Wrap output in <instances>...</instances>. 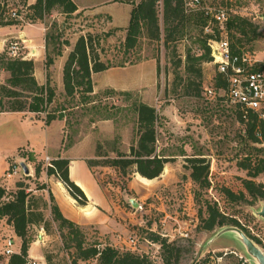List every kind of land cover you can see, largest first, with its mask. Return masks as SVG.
Segmentation results:
<instances>
[{"label": "rangeland", "instance_id": "obj_1", "mask_svg": "<svg viewBox=\"0 0 264 264\" xmlns=\"http://www.w3.org/2000/svg\"><path fill=\"white\" fill-rule=\"evenodd\" d=\"M141 1L116 0L119 6L105 5L98 9V13H111L114 18L108 14L66 15L56 10L43 21H34L27 16L31 0L9 2L0 12V28L6 30L9 26L17 25L22 30L26 27L28 30L39 29L43 32L45 29L46 34L52 33L54 36L51 48L56 46L62 51V56L57 57L51 71L57 95L48 110L62 111L65 115L63 149L66 153L94 158L99 143L112 157L116 149L129 152L136 140V116L132 109L135 101L154 106L161 116L158 150L169 162L160 178L148 180L136 174L128 180L113 169L102 168L93 170L96 178L88 175L87 187H107L111 196L119 199L120 208L104 211L107 220L104 228L100 229L97 225L84 228L87 245H99L101 248L110 245L148 256L152 264H166L160 246L148 240L147 232H156L181 248L179 264H256L236 234L226 232L217 237L228 226L211 233L199 229L200 215L206 209L205 199L210 203L217 202L226 216L236 218L250 232L249 238L264 253V219L257 214L264 208V202L253 207L233 205L222 199L217 192L220 187L236 192L242 189V179L247 175L239 166L247 153L244 150L247 149L244 127L236 118L233 108L208 100L203 93L201 98L193 99L180 98L170 92L174 78L172 61L162 43L150 44L143 41L141 48L125 54L123 43L127 28L121 29L118 26L128 24L131 3ZM203 1L210 8L217 5L229 7L232 13L247 16L260 25L263 37L250 48L249 54L254 60L264 62V23L255 20L256 15L264 14V0H244L245 6L237 10L222 4V0ZM12 10L20 12V21L9 17ZM107 33L111 34L105 36ZM88 34L101 37L96 51L102 61L111 63L114 67L93 76L92 102L84 104L79 94L75 99L67 97L62 84L61 67L79 37ZM186 47H191V43L184 41L179 44L178 53L184 55ZM40 70L46 75L45 67L40 68L39 73ZM215 73L213 63L204 65L207 84L214 83ZM8 77L7 72H1L0 83H6ZM124 93H129L131 97ZM44 116L46 114L39 117ZM3 121L6 123L8 120L3 116L0 123ZM24 121L23 134L26 138L36 140L41 156L58 150L62 138L60 122H55L48 128L40 118H36L33 123L28 118ZM199 154H203L201 157H205L210 164L211 188L203 191L202 198L198 201L195 192L199 189L191 180L188 159ZM42 159L38 157L37 162L32 163L33 181L37 164H44ZM87 165L83 162L80 170L88 174ZM23 179L24 176L20 173L14 180H2V184L9 191H14L16 183ZM258 181L264 184V174ZM39 183L46 184L44 173ZM32 188L36 189L35 182L32 183ZM34 192L44 197L48 194V191ZM130 199L138 204L137 208H133ZM247 230L246 233L243 231L246 235ZM13 231L8 222H0V264H8L10 259L3 255L4 243L8 237H13L15 248L20 253L21 241ZM31 234L35 241L30 253L38 259L29 258L28 262L38 260L41 264H46L45 251L56 253L59 248L64 247L58 233L49 235L43 228H35ZM252 237L259 239L260 243H256ZM130 238L136 240L135 246L129 244ZM62 255H65L68 264H74V250L62 251ZM230 255L234 258H228ZM174 263L175 260H172L171 264ZM77 264H97V261L79 260Z\"/></svg>", "mask_w": 264, "mask_h": 264}, {"label": "trees", "instance_id": "obj_2", "mask_svg": "<svg viewBox=\"0 0 264 264\" xmlns=\"http://www.w3.org/2000/svg\"><path fill=\"white\" fill-rule=\"evenodd\" d=\"M17 0H0V12L8 6L9 2ZM27 1V0H24ZM116 1V0H115ZM132 4L130 21L127 27L126 39L123 43L125 54L142 47L143 41L148 43H162L171 56L173 68V83L170 92L180 98L198 99L204 92L205 81L204 65L213 62L211 41L222 39L226 32L230 41L232 52L235 54H249L250 48L259 41L263 35L260 25L251 18L232 13L229 7L217 5L213 8L226 9L228 19L224 26L204 10L189 11L185 0H142ZM235 10L244 7V0H222ZM201 7H206L201 0ZM31 20L43 21L54 11L66 15L75 14L78 8L74 0H37L29 5ZM1 20V19H0ZM210 32H206V27ZM107 33L105 36H109ZM101 37L92 34L79 37L68 53L63 67L64 91L69 98L75 99L77 95L84 104H90L94 93L93 75L105 72L114 66L104 62L96 51ZM54 36L46 34V84L40 85L35 76L36 63L33 59H13L5 51L0 55V73L7 72L9 77L6 83H0V113L20 112L33 114H46V125L55 120H64L62 111H49L48 107L56 99V89L52 82L51 71L55 66L57 57L62 56L61 49L56 46L51 48ZM184 41L190 42L191 47H186L184 55L178 53V46ZM188 44V43H187ZM252 45V47H251ZM250 55V54H249ZM263 63L255 65L252 69L262 67ZM227 80L216 69L212 86L217 90L227 88ZM124 95L131 97L129 93ZM136 116V140L131 145L129 152L116 149L112 157L105 147L99 143L94 158L87 160L90 170L96 168L113 169L123 178L133 175L154 180L164 174L165 166L169 162L158 148L159 129L161 116L154 106L144 102L135 101L132 105ZM236 118L243 125L246 136V155L239 162L240 168L246 171V178L242 179V189L239 192L227 187H220L217 192L233 205L253 207L264 202V184L258 181L264 174V120H260L256 113L250 111L244 118L238 111ZM28 160L36 163L37 158L33 153L28 155ZM203 154L195 155L188 159L191 170V180L196 184V199L202 198V192L211 188L210 164ZM70 161L68 159H53L52 166L45 168L39 162L36 166L35 179L25 176L16 183L15 190L9 191L0 184V222L6 221L13 227L15 235L21 241L19 254L13 255L8 264H27L29 250L35 239L32 230L43 228L49 234L58 233L64 247L55 252L45 251L46 264H68L62 251L74 250L77 264L79 260L94 259L97 264H152L150 258L130 250H121L106 245H87L86 231L80 225L69 220L62 213L53 193L48 190L45 183L40 184L39 179L45 171L49 177H54L65 185L71 197L81 206L88 203L83 190L70 178ZM44 166V168H43ZM36 183V189L32 183ZM48 191L47 197L34 192ZM205 213H201V231L211 233L216 229L234 226L247 230L236 218L226 216L218 207V203H210L205 199ZM49 213V215H47ZM206 215V216H205ZM248 237H250V232ZM148 240L156 243L162 250L166 264H179L181 248L175 242L156 232H147ZM260 243L259 239H255ZM228 258H234L230 255ZM239 264V263H233Z\"/></svg>", "mask_w": 264, "mask_h": 264}, {"label": "crops", "instance_id": "obj_3", "mask_svg": "<svg viewBox=\"0 0 264 264\" xmlns=\"http://www.w3.org/2000/svg\"><path fill=\"white\" fill-rule=\"evenodd\" d=\"M74 2L78 8V11L75 14L77 13L94 14L96 16H100L101 14H108L112 18H114V16L111 13H101V12L98 13V9L105 5L119 6V4L115 2V0H74ZM128 25L129 22L126 26H118V27L123 29V28H127ZM45 32H46L45 29L42 32L39 29L28 30L26 27L25 29L22 30L17 25L9 26L7 27L6 30L5 28H0V55L3 54L5 51H7L6 47L8 44L6 45V43H9V39L18 38L21 35L27 38V43L25 44L27 52L29 50H32L33 52L35 51L36 54V58L33 59L36 63L35 76L40 85L46 84L45 73L42 72L41 70L39 73V69L40 68L43 69L45 67V61H46ZM64 64L65 62L61 67L62 84H63ZM41 115L43 116V114ZM3 116L7 118L8 121H5L6 123H4V121L0 123V129H4L0 131V166H1L0 184H2V180H4L5 172L15 162L23 161L24 163H26L30 167V176H32L33 162L29 161L28 156H25L24 154L28 155L30 153H33L37 159L38 157L44 159V157L46 156L52 159H57V158L68 159L70 161V165H69L70 178L85 193L88 200L87 205L81 206L80 204H78V202L71 197L69 191L67 190V188L63 183H61L59 180H57L54 177H49L46 174V172H43L45 174V182L46 184H49V187H47L48 190H50L53 193L62 213L66 218L80 225L81 227H83V229L93 225L95 226L97 225L98 228L100 229L104 228L103 226L105 225V221H107L104 211L108 212V209H113V210L116 208L119 209L120 201L119 199H116L114 195L111 196L110 191L107 187H101L100 184H99L100 187H87L86 182L89 179L88 175L93 176L95 178L96 176L94 175V171L90 170L89 167L87 168L88 174L80 169L83 162H86L87 164V160L91 158L77 156L72 152L66 153L67 151L63 149V142H64L63 140H64V132H65L64 129L66 123L65 120H55L50 125H46L45 116L39 117L40 116L39 114L20 113V112L0 113V118ZM27 118L30 120L29 122L31 123H33L36 120V118H40L41 120L44 121L45 125L48 128L53 123L60 122L62 138H61L60 147L56 152H54L53 154H46L44 157L41 156L39 150L37 149L38 147L36 140L32 138L30 139L29 137L26 138L24 136L25 133L22 127H23V122H25L24 120ZM83 174L84 177L82 176ZM30 250H29V258L38 259L37 257L31 255Z\"/></svg>", "mask_w": 264, "mask_h": 264}, {"label": "built area", "instance_id": "obj_4", "mask_svg": "<svg viewBox=\"0 0 264 264\" xmlns=\"http://www.w3.org/2000/svg\"><path fill=\"white\" fill-rule=\"evenodd\" d=\"M37 0H31V4ZM186 7L189 11L204 10L207 15L215 17V19L224 26L228 19L226 9L201 7V0H185ZM18 10L9 12V17L20 21L22 19ZM255 20L264 23V14L256 15ZM210 31V27H206V32ZM27 38L23 35L9 41L7 46V54L10 58L17 59H34L36 58L35 51H26L25 44ZM213 64L217 71L221 73L227 80V88L217 90L212 85H205L204 96L208 100L215 101L223 107L233 108L246 118L248 112L252 111L257 114L260 120H264V62L254 60L249 54H235L232 52L230 41L226 32H223L222 39L219 41H211ZM263 63L262 67L253 70L252 68ZM53 159L45 157L43 162L45 168L52 166ZM20 162L13 163L4 174L5 180H14L22 173L25 175ZM29 167V166H28ZM30 169V167H29ZM129 244L136 245V240L129 239ZM19 254L15 248L13 237H8L5 240L3 255L11 258L13 255ZM228 254V253H226ZM232 254V252H231ZM27 264H41L38 260H33Z\"/></svg>", "mask_w": 264, "mask_h": 264}, {"label": "water", "instance_id": "obj_5", "mask_svg": "<svg viewBox=\"0 0 264 264\" xmlns=\"http://www.w3.org/2000/svg\"><path fill=\"white\" fill-rule=\"evenodd\" d=\"M21 167L25 175H30V169L26 163H21ZM133 208H137L138 204L135 203L133 199L129 200ZM257 214L264 219V208L257 212ZM229 232L236 234V237L243 243L248 254L256 261V264H264V253L262 250L238 227L228 226L223 228L218 234L217 237L222 236L224 233Z\"/></svg>", "mask_w": 264, "mask_h": 264}]
</instances>
